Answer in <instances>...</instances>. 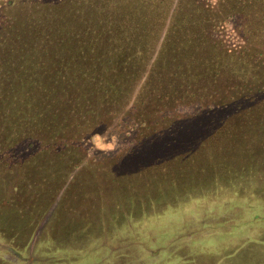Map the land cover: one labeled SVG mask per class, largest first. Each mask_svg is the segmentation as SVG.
Here are the masks:
<instances>
[{"label":"rangeland","instance_id":"obj_1","mask_svg":"<svg viewBox=\"0 0 264 264\" xmlns=\"http://www.w3.org/2000/svg\"><path fill=\"white\" fill-rule=\"evenodd\" d=\"M0 34V264H264V0H0Z\"/></svg>","mask_w":264,"mask_h":264},{"label":"trees","instance_id":"obj_2","mask_svg":"<svg viewBox=\"0 0 264 264\" xmlns=\"http://www.w3.org/2000/svg\"><path fill=\"white\" fill-rule=\"evenodd\" d=\"M16 33L17 32H15V31H12V36L14 37H16ZM18 36V35H17ZM6 38H7V36L6 35H2V34H0V53L1 52H3L4 50H2V47L1 46H4L6 43H9L7 40H6ZM8 54V52H4V54H3V57H4V55H7ZM3 57H0V59H1V61H0V69L2 68V67H4L5 66V64H3L4 63V61H5V59H8V58H3ZM13 65V64H12ZM3 76H6V75H4L3 73H0V78L1 77H3ZM181 191H184L183 189H181ZM181 191H179V193L181 192ZM185 192V191H184ZM178 192L176 193V194H178V196H176V194L174 195V197H172L171 199L172 200H168V198H166V199H164V198H160L159 199V203H155V201H156V199H154V200H148V204L147 205H140V207H143V206H146L144 209H142V208H139L140 209V212L142 211V213H143V220H146V219H149V217L152 215V213H153V215H162V214H164L163 212H164V209H167V211H171V210H173V212H174V214L173 215H171L172 217L171 218H168V220H170V222H169V225L171 226H173V225H175L176 227L175 228H171V232L173 231L172 229H175L174 231H178V229H180L179 228V226H178V223L179 224H182L184 221H186V220H188V217H186V218H184V215H183V213L185 214V215H187L185 212H183L182 213V215L180 216V218H176V216H177V212H178V214H180V212L182 211L181 209L182 208H186L187 206H188V204H186V203H188V202H185V200H180V194H179ZM188 194V193H187ZM247 195V194H246ZM245 195V196H246ZM188 197L187 198H189V196H190V194H188L187 195ZM198 197H206L207 199H208V204H207V211H206V217L208 218V216H211V215H213V216H215V215H217V214H222V212L221 211H219L218 209H217V203H216V198H215V196L214 197H212L211 195H209V194H204V195H201V196H197V197H194V198H198ZM259 197V196H258ZM257 197V198H258ZM185 198V197H184ZM154 203L153 205H151V207H152V209H150L148 212H147V208H148V206H149V204L150 203ZM185 202V203H184ZM196 202H204V200H202V201H196ZM191 205H193V204H191ZM257 205H260V204H256V207H257ZM194 206V205H193ZM149 208H150V206H149ZM205 207H203L202 209L205 211V209H204ZM139 209H137L136 210V215L134 216V218H136L134 221H133V227H135V228H137L138 229V231H140L139 230V228H142V226H138L139 224H138V222H140V220H141V218H140V213H139ZM166 211V212H167ZM261 211V213H259ZM165 212V213H166ZM257 214H256V217H255V219H256V221L255 222H261V218L262 217H264V209L263 210H258L257 209ZM204 215L205 214H202V213H200V212H198V214L197 213H194L193 215H191V220L192 221H190L189 222V225L190 224H193V223H196V222H198V221H200L201 223H203L204 224V222H205V220H207V218L205 217V219H202V218H204ZM161 217V216H160ZM137 218H139V219H137ZM165 218V217H164ZM111 221H113V220H111ZM118 221H121V220H119V219H117L116 220V222H118ZM176 222V223H175ZM200 222H198V223H200ZM173 223H175V224H173ZM219 223H221V222H219ZM264 223V222H263ZM202 224V228L204 229V228H206V227H208L209 225H211V224H209V225H203ZM216 224H218V223H216ZM216 224H212V230H214V229H216V228H219L220 226L219 225H216ZM186 225H188V223H185L184 225H182L181 227H184V226H186ZM151 229V228H150ZM150 229H148V230H150ZM148 230H146V228H143V230L141 229V232L143 231V233L145 232V231H148ZM195 231H196V228H193L192 230H188L187 232H189V233H195ZM209 233H211L210 231H208ZM145 234V233H144ZM167 234H165V236H166ZM184 236H186L185 234H183ZM179 235H175L174 237H175V239H177V237H178ZM181 236V235H180ZM179 236V237H180ZM175 241V240H174ZM174 241H173V243H174ZM168 243H172V240L170 241L169 240V242ZM167 243V244H168ZM166 244V245H167ZM176 244H177V242H176ZM173 246V245H172ZM164 247V246H163ZM157 251H163V249H161V248H158V249H156ZM210 251H214V250H210Z\"/></svg>","mask_w":264,"mask_h":264}]
</instances>
